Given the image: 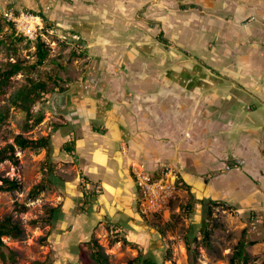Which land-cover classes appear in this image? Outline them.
I'll use <instances>...</instances> for the list:
<instances>
[{
    "label": "crops",
    "instance_id": "0c3cea01",
    "mask_svg": "<svg viewBox=\"0 0 264 264\" xmlns=\"http://www.w3.org/2000/svg\"><path fill=\"white\" fill-rule=\"evenodd\" d=\"M34 2L63 12L89 61L86 84L52 99L73 112L60 138L74 139L79 184L96 193L86 215L133 237L123 223L143 221L132 167L170 168L182 186L168 210L221 203L258 219L264 244V0L15 5Z\"/></svg>",
    "mask_w": 264,
    "mask_h": 264
},
{
    "label": "rangeland",
    "instance_id": "374dc122",
    "mask_svg": "<svg viewBox=\"0 0 264 264\" xmlns=\"http://www.w3.org/2000/svg\"><path fill=\"white\" fill-rule=\"evenodd\" d=\"M17 1L0 0V76L6 72L9 63L21 62L29 67L36 59V39L27 40L17 34L5 17L7 12L28 13L23 7L15 5ZM34 4L36 13L30 14L38 16L40 12L42 15L39 17L51 22V28L46 29L45 21L41 18L43 28L40 36L49 46V55L41 66L22 70L6 81L0 97V111L6 113V118L0 124V149L13 144L17 135L32 140L50 136L54 177L49 176V188L32 197V188L46 177L45 150H21L15 147L17 161L0 163V176L18 183L15 191L0 193V221L10 216L23 230L19 239H3L6 246L16 253L17 264L44 261L51 264H79L78 249L86 251L85 244L92 240L98 243L107 257L106 264H127L138 254L157 264H229L249 222L247 215L239 216L225 207L211 208L208 214V205L201 207L200 212L195 211V208L184 211L183 206L177 210L175 206L172 211L168 210L167 219L163 215L148 221L142 219V223L136 219L130 228L123 223L125 228L132 229L133 237L129 238L124 232L111 227L112 224H102L91 213L80 214L81 190L76 163L62 150L65 144L63 137L74 131L66 125L73 112L53 107L52 99L59 88L69 90L73 84L75 87L86 84L89 61L85 51L72 44L70 38L73 34L69 28L64 27L67 19L63 12L56 13V18H53V10L45 13L38 3ZM31 82L46 84L43 97L28 107L33 114L43 113L42 122L35 125L28 123L26 108L21 107L22 97H18L20 91ZM36 106L39 109L35 111ZM54 125L60 128L52 132ZM17 205L25 207V210L16 208ZM56 207L59 211L51 225L31 224L43 218L47 208ZM206 223L211 229L209 246L201 241V231ZM259 225L258 219H255V227L248 228L244 236L246 243L262 241ZM159 229L162 233H158ZM186 237L196 239L192 243V257L185 247ZM246 251L250 256L248 264L264 262V244L247 246Z\"/></svg>",
    "mask_w": 264,
    "mask_h": 264
},
{
    "label": "trees",
    "instance_id": "16d2710c",
    "mask_svg": "<svg viewBox=\"0 0 264 264\" xmlns=\"http://www.w3.org/2000/svg\"><path fill=\"white\" fill-rule=\"evenodd\" d=\"M18 10V9H17ZM25 10V9H24ZM28 13H36L35 10L31 9L25 10ZM15 13H19V11H15ZM40 14V15H39ZM42 14L38 12V16H41ZM42 18V17H41ZM43 19V18H42ZM45 21V28L49 29L51 28V25L47 23L46 19H43ZM35 62L27 67L23 65L21 62L17 63H9L7 66V70L5 73L0 76V97L3 94L4 86H6V81L14 75L19 73L22 70L25 69H35L43 64V62L46 60V58L49 55V46L43 42L41 39V36L38 35L35 42ZM1 72V71H0ZM53 81V79H52ZM56 87V86H55ZM46 90V84L44 82L34 83L31 82L29 86L25 87L20 91V94L18 97H22V108H26V115L28 119L29 124H39L43 120V113L42 111L38 114H33L30 112V108H28L30 105L36 103L39 99L43 97ZM57 93H63L66 90L63 88L57 89ZM40 111V110H39ZM6 118V113L3 111H0V124L2 121ZM60 126L54 125L52 128V132L58 130ZM15 147H18L21 150L24 149H44L46 152V161L44 162V172L46 173V177H44L40 183L35 185L32 190L30 191V196L36 197L43 191H45L47 188L50 187L51 180L49 179V176L54 177L53 170H52V162H51V141L50 136L42 137L37 140L27 139L24 138L22 135H17L14 138L13 144H8L7 146L0 149V163L4 161H9L11 163H15L17 161V157L15 156ZM75 149V142L74 139L68 140L62 150L64 152H67L69 155H72ZM83 182H85V179H82ZM178 183L180 186L181 182L178 178ZM84 183L80 184V190H81V202H80V214L85 215L90 212L92 209V206L95 201L96 193H89L83 185ZM18 188V183L14 180H9L7 178H3L0 176V193L3 192H13ZM171 203V202H170ZM170 205V204H169ZM222 206L221 203L218 202H209V207L207 213L211 211V208L213 207H220ZM20 208L22 211L25 210V207L23 206H16V208ZM170 207V206H169ZM193 204L190 200V202L183 207V210H192ZM59 211V208H47L45 215L43 218L39 220H35L31 222L32 225L38 226L41 224L45 225H51L53 223V220L56 218V213ZM143 220L147 221V217L143 216L141 213H139ZM158 217V216H157ZM254 216H250L248 219L249 225L245 227V230L243 231V237L238 242L237 246L234 249V252L230 258L229 264H248V261L250 259L249 254L246 251L247 246H253L257 242H249L246 243L244 236L249 231L248 228H251L250 222L251 218ZM158 233L160 232V229L158 230ZM23 234V230L20 226V224L12 219V217L7 216L4 217L0 221V262L2 264H17V255L16 253L9 249L6 244L4 243V238L9 239H19ZM202 239L201 241L205 243L206 246H209L210 237H211V229L208 227L206 223V227L201 231ZM126 243V240L124 241ZM185 247L190 257L194 255V248H192V243L196 242V239L192 238L189 239V237L185 238ZM87 247V250L84 251L82 248L78 249V259L79 264H106L107 263V257L102 252L101 247L98 245V243L94 240L88 242L85 244ZM35 264H51L48 261L44 262H36ZM127 264H157L154 260L144 257L141 254H138L136 258L129 261ZM264 264V262L262 263Z\"/></svg>",
    "mask_w": 264,
    "mask_h": 264
},
{
    "label": "built area",
    "instance_id": "2783aa9c",
    "mask_svg": "<svg viewBox=\"0 0 264 264\" xmlns=\"http://www.w3.org/2000/svg\"><path fill=\"white\" fill-rule=\"evenodd\" d=\"M5 17L16 33L27 40H35L43 28L41 17L34 14L7 12ZM38 109L39 106H36L35 111ZM132 175L140 197V213L147 218L162 216L178 193L180 185L177 175L172 169L165 168L154 177L141 165L132 167ZM250 226L255 227V217L251 218Z\"/></svg>",
    "mask_w": 264,
    "mask_h": 264
}]
</instances>
